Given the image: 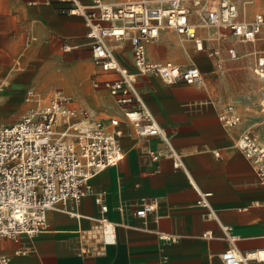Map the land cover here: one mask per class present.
Returning <instances> with one entry per match:
<instances>
[{"label":"crops","instance_id":"0c3cea01","mask_svg":"<svg viewBox=\"0 0 264 264\" xmlns=\"http://www.w3.org/2000/svg\"><path fill=\"white\" fill-rule=\"evenodd\" d=\"M66 6L60 0H0V23L4 21L7 28L1 35L17 34L22 17L18 10L25 7L28 22L38 21L58 36L78 37L87 27L82 17L63 13ZM165 32H173V38L182 40L172 30L163 31L160 37ZM199 34L223 39L207 40L205 51L191 55L190 64L153 58L152 44L148 46L149 58L181 66L196 64L197 60L205 81L200 54L224 73L235 68L241 57L251 56L253 75L264 80L253 72L258 59L264 57V47L259 43L264 41V29L255 42L245 43L225 29L200 30ZM230 39L237 43L231 44ZM230 47L238 52L237 59L228 58ZM115 49L120 62L135 72L134 66L124 63L129 59L133 63L131 44L124 42ZM212 49L224 60L221 68L214 57L205 55ZM214 81L219 87L217 97L209 90L208 81L202 87L167 84L151 76L138 78L145 103L181 154L184 168H176L170 158L154 161L147 151L162 148L160 139L138 138L132 126L123 125L125 158L92 178L94 193L83 198L77 208L81 217L50 211L44 232L22 236L18 242L4 239L2 248L11 264H223L221 254L232 247L225 227L237 237V250L252 254L244 264H264V186L252 161L237 147L241 129L238 125L228 128L219 118L224 107L242 99L225 104L222 78ZM98 194H103L102 205L108 208L105 216L115 227V241L109 244L97 235V220L102 216L101 204L96 202ZM201 194H209L208 208L198 204ZM142 203L155 207L144 220L135 215Z\"/></svg>","mask_w":264,"mask_h":264},{"label":"built area","instance_id":"2783aa9c","mask_svg":"<svg viewBox=\"0 0 264 264\" xmlns=\"http://www.w3.org/2000/svg\"><path fill=\"white\" fill-rule=\"evenodd\" d=\"M67 6L62 12L80 16L87 27L92 62L97 68L93 86L105 90L120 108L123 116L100 120L84 108L74 106L72 97L60 95L48 102L35 90L28 89L24 101L26 113L15 124L0 123V264H11L3 251L2 241L18 242L22 236L35 237L47 229L50 211L81 215L77 208L83 198L93 194L91 180L107 168L118 166L125 158L122 144L123 125L132 126L138 138L158 137L162 148L148 150L154 161L170 158L176 168H184L181 154L171 138L158 125L139 89L138 78L157 77L167 84H200V68L195 64L181 66L171 61L156 62L149 58L148 46L157 42L163 31L172 30L185 41L194 43L198 52L205 51L207 40L200 30H229L240 42H255L264 29V9L251 19L242 18L233 0H60ZM129 42L135 72L124 66L116 47ZM221 68L224 60L218 50H210ZM230 60L238 58L235 48L227 49ZM264 79V57L253 69ZM236 102V101H235ZM224 107L220 120L228 127L237 126L241 116L239 101ZM264 110V99L261 101ZM237 147L252 161L259 182L264 186V145L244 132ZM101 204L97 235L109 244L115 241V227L105 216L108 208ZM209 194L198 202L208 208ZM154 204L142 203L135 215L145 219ZM232 247L221 254L223 264H244L252 254H241L234 243L231 228H224ZM164 237V236H163Z\"/></svg>","mask_w":264,"mask_h":264},{"label":"rangeland","instance_id":"374dc122","mask_svg":"<svg viewBox=\"0 0 264 264\" xmlns=\"http://www.w3.org/2000/svg\"><path fill=\"white\" fill-rule=\"evenodd\" d=\"M233 1L239 6L242 18L251 19L264 9V0ZM20 9L18 12L22 17L16 35H1L7 28L4 21L0 23V123L11 125L20 121L28 109L24 101L28 89L37 91L45 102L59 94L72 97L74 106L88 110L100 120L122 117L123 113L108 93L105 90L97 91L93 86V78L98 70L92 62L88 30L84 27L82 35L78 37L58 36L38 21L28 22L27 9ZM169 33L173 35V32ZM168 36V32L163 33L159 41L151 45L153 58L171 59L185 65L193 62L191 55H199L194 43L176 36L175 40L166 41ZM73 40L75 42H71ZM229 42L237 43L232 39ZM259 43L264 47L263 40ZM205 55L208 56L207 53ZM198 60L203 64L204 79L215 97L219 87L213 83L221 77L224 103L228 104L235 98L242 99L238 104L242 119L237 125L242 134L246 132L264 145V110L260 102L264 80L253 75V58L241 57L235 63V68L226 73L215 68L209 62V57L202 58L200 54ZM195 62L198 63L197 60ZM124 63L130 68L134 66L130 59ZM205 81L200 83L202 87ZM144 83L151 84L149 81ZM143 91L146 92V89L143 88ZM246 93H250V96Z\"/></svg>","mask_w":264,"mask_h":264},{"label":"bare ground","instance_id":"6f19581e","mask_svg":"<svg viewBox=\"0 0 264 264\" xmlns=\"http://www.w3.org/2000/svg\"><path fill=\"white\" fill-rule=\"evenodd\" d=\"M210 31V30H209ZM169 39H171V40H175V38H173V36L169 33ZM241 45V44H240ZM260 45V44H259ZM239 46V45H238ZM153 48V47H152ZM239 49V48H238ZM155 50H157V49H155ZM20 58V57H19ZM205 83V82H204ZM264 123V122H263ZM51 214V213H50ZM49 215V214H48ZM49 220V219H48ZM262 253V252H261ZM262 256V255H261Z\"/></svg>","mask_w":264,"mask_h":264}]
</instances>
